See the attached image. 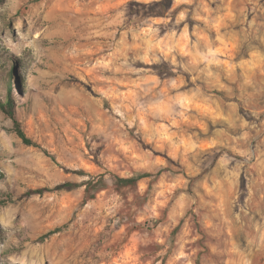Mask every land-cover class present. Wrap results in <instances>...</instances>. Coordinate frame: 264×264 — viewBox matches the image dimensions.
I'll list each match as a JSON object with an SVG mask.
<instances>
[{"label":"rangeland","instance_id":"obj_1","mask_svg":"<svg viewBox=\"0 0 264 264\" xmlns=\"http://www.w3.org/2000/svg\"><path fill=\"white\" fill-rule=\"evenodd\" d=\"M131 1L0 0V264H264V0Z\"/></svg>","mask_w":264,"mask_h":264},{"label":"trees","instance_id":"obj_2","mask_svg":"<svg viewBox=\"0 0 264 264\" xmlns=\"http://www.w3.org/2000/svg\"><path fill=\"white\" fill-rule=\"evenodd\" d=\"M173 1L174 0H152L149 2L131 1L129 2V6L131 7V14L134 15V18H131V20L133 22H139L149 17L168 16L170 12L172 11ZM167 66L168 64L166 62H162V63L153 65V68L159 70V73L162 74L164 72V68ZM168 71L170 75L174 74L172 70H168ZM7 86L9 90L12 89V82L10 79H7ZM0 107H2L5 111H7L9 114L13 116L14 128L18 136L22 139V141L25 144L36 146L40 148L46 155L51 156L50 152L46 148H43L38 142L30 138L25 133L24 129L20 125V122L14 115L12 100L9 99L7 104H4L3 102L0 101ZM240 109L243 110L242 106L240 107ZM53 159L55 160L54 157ZM64 169L67 172L89 176V178L85 180L83 183H78V182H73V181H64L62 183L55 185L53 188H41V189L33 190L32 192L33 193H43L46 190L70 191V190H73V189H76L78 187L85 185L83 202L86 203L89 199H93L99 191L105 189L108 185H114L118 189L132 187V186H135L139 182V180H141L142 178L153 175L152 173H149V172H143V173L138 172L134 176H128V177L118 176L114 174L110 177V180H108L104 174H99L95 176V175L89 174L84 169H77V170H70L68 168H64ZM194 179H196V177L190 178L189 186L186 191L196 200L197 196L192 188ZM56 231H59V229H57ZM53 232L54 231H52L49 234H52ZM198 264H201V263L198 262Z\"/></svg>","mask_w":264,"mask_h":264}]
</instances>
